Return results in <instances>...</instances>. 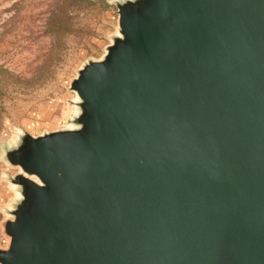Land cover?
I'll return each mask as SVG.
<instances>
[{
  "label": "water",
  "instance_id": "obj_1",
  "mask_svg": "<svg viewBox=\"0 0 264 264\" xmlns=\"http://www.w3.org/2000/svg\"><path fill=\"white\" fill-rule=\"evenodd\" d=\"M117 7L74 128L6 153L0 264H264V0Z\"/></svg>",
  "mask_w": 264,
  "mask_h": 264
},
{
  "label": "rangeland",
  "instance_id": "obj_2",
  "mask_svg": "<svg viewBox=\"0 0 264 264\" xmlns=\"http://www.w3.org/2000/svg\"><path fill=\"white\" fill-rule=\"evenodd\" d=\"M91 0L60 6L61 0H0V250L10 239L6 224L22 200L14 180L21 174L6 153L22 136L74 128L79 72L101 61L119 33L118 2ZM62 11L64 27L55 19Z\"/></svg>",
  "mask_w": 264,
  "mask_h": 264
},
{
  "label": "trees",
  "instance_id": "obj_3",
  "mask_svg": "<svg viewBox=\"0 0 264 264\" xmlns=\"http://www.w3.org/2000/svg\"><path fill=\"white\" fill-rule=\"evenodd\" d=\"M91 0H61V3H60V6L62 7V9L66 6V5H75L77 7V5L80 4V2H89ZM54 23L56 24L55 25V28L53 31H56V37H59V33L57 31H60L61 29H63L64 27V17L62 15V11H60V14H58V16L56 17Z\"/></svg>",
  "mask_w": 264,
  "mask_h": 264
}]
</instances>
